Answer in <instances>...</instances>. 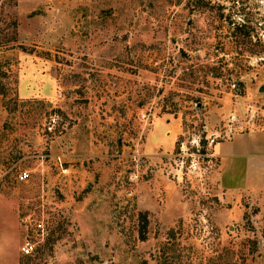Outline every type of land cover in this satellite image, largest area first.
Returning a JSON list of instances; mask_svg holds the SVG:
<instances>
[{"label":"rangeland","instance_id":"obj_1","mask_svg":"<svg viewBox=\"0 0 264 264\" xmlns=\"http://www.w3.org/2000/svg\"><path fill=\"white\" fill-rule=\"evenodd\" d=\"M254 129L264 0H0V264H264Z\"/></svg>","mask_w":264,"mask_h":264},{"label":"crops","instance_id":"obj_2","mask_svg":"<svg viewBox=\"0 0 264 264\" xmlns=\"http://www.w3.org/2000/svg\"><path fill=\"white\" fill-rule=\"evenodd\" d=\"M229 145L231 149L215 148L219 158V185L230 192L240 193L244 190L256 192L258 194V203L264 208V129L247 130L236 132L230 138L222 140ZM222 141H218L219 145ZM223 142V143H224ZM261 147L259 148V146ZM254 172L251 174V170ZM240 170H246L248 184L238 183L239 186H229L223 180L224 175L229 172L237 177ZM251 177V178H250ZM250 178V179H249ZM226 180V179H225Z\"/></svg>","mask_w":264,"mask_h":264},{"label":"built area","instance_id":"obj_3","mask_svg":"<svg viewBox=\"0 0 264 264\" xmlns=\"http://www.w3.org/2000/svg\"><path fill=\"white\" fill-rule=\"evenodd\" d=\"M209 143H215L217 141L214 140V137H210ZM28 176V172L26 170H21L18 172V178L19 179H25ZM24 221L27 220V218H23ZM35 225L37 227H41V223L39 221L35 222ZM20 251L22 254L26 255V254H30L33 250H34V243L25 238L23 239L22 243L20 244Z\"/></svg>","mask_w":264,"mask_h":264},{"label":"trees","instance_id":"obj_4","mask_svg":"<svg viewBox=\"0 0 264 264\" xmlns=\"http://www.w3.org/2000/svg\"><path fill=\"white\" fill-rule=\"evenodd\" d=\"M143 227L144 225H142V227L138 229L139 233L141 234V239L143 238ZM30 254H26L27 258L22 261V264H30L31 261L33 262L34 256H31Z\"/></svg>","mask_w":264,"mask_h":264}]
</instances>
